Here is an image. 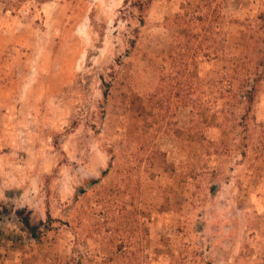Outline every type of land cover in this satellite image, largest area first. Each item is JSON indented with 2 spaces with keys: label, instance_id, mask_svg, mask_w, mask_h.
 <instances>
[{
  "label": "rangeland",
  "instance_id": "rangeland-1",
  "mask_svg": "<svg viewBox=\"0 0 264 264\" xmlns=\"http://www.w3.org/2000/svg\"><path fill=\"white\" fill-rule=\"evenodd\" d=\"M1 201L52 264H264V0H0Z\"/></svg>",
  "mask_w": 264,
  "mask_h": 264
},
{
  "label": "trees",
  "instance_id": "trees-1",
  "mask_svg": "<svg viewBox=\"0 0 264 264\" xmlns=\"http://www.w3.org/2000/svg\"><path fill=\"white\" fill-rule=\"evenodd\" d=\"M207 6H208V11L211 10L210 2H207ZM217 11H218L217 9H213L211 13L208 12L204 18H197V17L183 18L182 26L191 27L194 22H196L195 24H197L198 22L200 23L208 22L209 23V21H211L212 19L218 18V15L216 13ZM193 28L194 27L192 26V29ZM180 35L182 37H187L185 34H180ZM198 37H199V34L193 33L192 31V33L188 34L187 38L189 39L186 42L177 43L175 49L184 47L183 48L184 52L180 54V61L175 59L174 61L175 68H177L178 66L187 67L188 62H189L187 59L198 58L200 56V52H204L206 49L210 48V46L203 47V45H201V42L198 41ZM193 39H195L196 41L194 42ZM109 90H110V83L103 81V87H102V92H103V97H104L103 101H106L109 95ZM103 112H104V109H103ZM98 181H99V178L88 179V183H91V184L97 183ZM0 203H3V201H1ZM7 210H12V206L8 207ZM16 213L18 215V221H19L21 228L26 233H28V235L31 238L36 239V240L40 239L42 235V229L44 227H47V225L49 224V221L51 218L50 215L48 216L47 220H44L43 217L37 215L35 213V210L29 206L18 209Z\"/></svg>",
  "mask_w": 264,
  "mask_h": 264
},
{
  "label": "crops",
  "instance_id": "crops-1",
  "mask_svg": "<svg viewBox=\"0 0 264 264\" xmlns=\"http://www.w3.org/2000/svg\"><path fill=\"white\" fill-rule=\"evenodd\" d=\"M21 234L24 231L17 223L11 227L0 225V264H52L49 253H43L38 245L31 244V247L26 243L21 244L25 240L21 239ZM36 255H39V261Z\"/></svg>",
  "mask_w": 264,
  "mask_h": 264
}]
</instances>
